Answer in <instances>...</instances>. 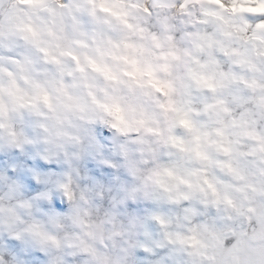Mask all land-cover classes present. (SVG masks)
I'll return each mask as SVG.
<instances>
[{
	"label": "clouds",
	"instance_id": "1",
	"mask_svg": "<svg viewBox=\"0 0 264 264\" xmlns=\"http://www.w3.org/2000/svg\"><path fill=\"white\" fill-rule=\"evenodd\" d=\"M0 264H264V0H0Z\"/></svg>",
	"mask_w": 264,
	"mask_h": 264
}]
</instances>
